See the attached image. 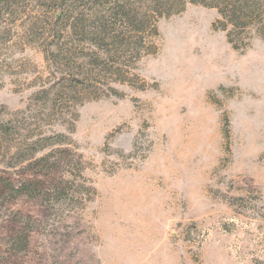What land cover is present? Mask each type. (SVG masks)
I'll list each match as a JSON object with an SVG mask.
<instances>
[{
    "label": "rangeland",
    "instance_id": "obj_1",
    "mask_svg": "<svg viewBox=\"0 0 264 264\" xmlns=\"http://www.w3.org/2000/svg\"><path fill=\"white\" fill-rule=\"evenodd\" d=\"M151 1L0 0V264H264V10Z\"/></svg>",
    "mask_w": 264,
    "mask_h": 264
},
{
    "label": "trees",
    "instance_id": "obj_2",
    "mask_svg": "<svg viewBox=\"0 0 264 264\" xmlns=\"http://www.w3.org/2000/svg\"><path fill=\"white\" fill-rule=\"evenodd\" d=\"M48 2H51V0H46ZM55 1V0H54ZM60 5H58V8L60 9L59 13L57 12V7H55V20L59 21L61 24L57 26L56 31L57 35L62 34L64 32V28L67 29V31H70V27H72L70 24L73 23V27H84L85 29L88 26V22L83 18H75L72 15H69L68 12L70 10L69 7V0H59ZM192 2H199L204 3L212 7H216L219 10V14L223 17L225 20L223 25H227L228 23L232 25V29L237 28H243L241 26L244 25L242 21H246L247 19L256 18L257 15H259L258 11L259 8H261V11H263L264 6V0H191ZM177 3V0H152L151 5H149L153 10H155L159 15L163 14L165 12L166 14H169V8L172 7ZM55 4V3H54ZM262 6H260V5ZM57 5V3H56ZM258 10V11H257ZM73 17V20H72ZM127 18L128 24H133L134 26H140L143 24L142 18L140 19H129ZM72 20V21H70ZM122 22H124L122 20ZM65 23V25H64ZM68 23V25H66ZM136 24V25H135ZM143 27V26H142ZM141 27V28H142ZM83 28V30H84ZM98 29L97 27H94ZM229 34H232L230 32ZM230 40V39H229ZM231 42L233 40H230ZM235 47H238L236 44H234ZM54 62V61H52ZM69 62H66L65 65L68 67ZM58 83H63V80H58ZM50 88H53V85L50 86ZM24 183H21L19 185H16L12 182V180L9 177H0V196H5L9 194H20L21 188H23Z\"/></svg>",
    "mask_w": 264,
    "mask_h": 264
},
{
    "label": "bare ground",
    "instance_id": "obj_3",
    "mask_svg": "<svg viewBox=\"0 0 264 264\" xmlns=\"http://www.w3.org/2000/svg\"><path fill=\"white\" fill-rule=\"evenodd\" d=\"M233 59L232 55L228 52H221L218 56L217 60L213 61L212 63L208 64L206 68V74L219 76L223 75L230 71V68L233 66V63L229 61Z\"/></svg>",
    "mask_w": 264,
    "mask_h": 264
}]
</instances>
